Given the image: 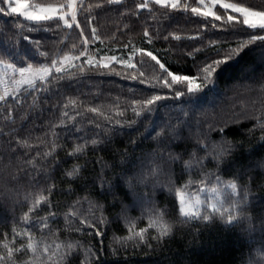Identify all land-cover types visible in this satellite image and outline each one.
Masks as SVG:
<instances>
[{
    "label": "snow or ice",
    "instance_id": "6c2138e0",
    "mask_svg": "<svg viewBox=\"0 0 264 264\" xmlns=\"http://www.w3.org/2000/svg\"><path fill=\"white\" fill-rule=\"evenodd\" d=\"M246 3L247 0L240 3L230 0H192V3L188 0H133V8L125 7L123 12H119V8L124 7V0H98L87 4L85 0H47L43 3L35 0H0V14L15 21L12 26L0 28V111L8 114L4 117L8 122L15 123L11 116L13 105L9 103L10 100L19 107L23 99L32 96L30 107L36 108L39 95L55 91L63 96L60 91L62 82L71 86L79 83L77 77L93 71L150 85L152 93L125 101L123 106H118L117 97L116 106L110 105L104 111L101 110L102 106H89L91 113L103 117V121H88V124L95 126L91 139L87 138L88 133L80 135L84 129L76 123V119L82 115L79 109L83 102H78L72 96H68L63 103L65 110L60 112L58 123L48 125L50 141L39 140L38 144L33 145L29 143L32 139L30 130H25L23 135L16 129L11 130L9 139L0 145V163L7 158V167L15 164L17 168V174L12 175L8 183L16 185L26 180L34 191L30 200L26 196L23 201L28 207L20 217L28 226L18 232L14 224L11 240L8 239V232L3 233L0 264H74L79 261L81 241L69 238L57 242L64 233L60 229L53 232L49 224L59 216L58 212L51 210L56 206L51 197L57 191L75 194L78 188L88 192L89 204L99 209L100 216L80 219V226L74 232L70 231L68 236L81 234L90 228L95 236L104 237L107 231L102 232L98 224L107 226L122 221L127 226L126 234H113L112 243L117 245L111 249L113 255L119 254L121 249L126 253L129 245L133 250H163L174 237L179 222L203 225V229L195 230L197 236L210 227L239 226L245 243L231 264H264V175L257 185L260 194L252 191L255 174L264 173V102L259 109L245 108L230 115L221 114L219 122H207L198 111L201 97L215 95L221 74L236 65L246 49L259 51L264 60V0L255 5L246 6ZM109 11L117 13L118 21L128 16L139 18L143 11L151 14L152 19L157 14L169 18L177 13L186 18H200V27L194 36L182 37L173 32L163 37L164 41L171 37L175 41L187 40L199 44L187 52V57L192 59L191 65L187 68L176 65L181 72L190 71L192 74L170 70L167 64L174 62H166L158 55L161 50L137 47L131 40L121 49L122 52L127 50L126 56L101 55V48L92 53L91 44H104L95 26L99 13ZM93 12L97 15L94 16ZM47 25L55 26L56 35L62 34L61 39L53 44L56 51L52 53L41 51L45 45L30 34L41 29L52 32L51 28H46ZM128 27L124 25L125 29ZM217 30L239 37L236 46L224 48L221 41L211 39L207 44L202 43L206 35H214ZM72 32L77 33L79 45L72 43L68 48ZM253 32L258 34H251ZM143 36L147 45L154 43L148 28L144 29ZM159 38L160 31L156 29L155 39ZM23 42L31 44L37 58H43V62L30 60L21 50ZM65 48L68 50L65 51ZM115 65L121 66L123 71H118ZM145 65L158 67V73L146 78L140 70ZM247 70H251V66L242 69ZM256 85L264 92V71L253 77V84L237 80L228 87L250 91ZM165 89L170 91L161 94ZM76 91L78 95H83L78 89ZM129 92L135 95L134 89H129ZM162 102L169 112L176 115L158 121L155 113ZM169 104L174 107H169ZM58 107V104L52 105V109ZM70 107L74 115H69L67 109ZM113 107L115 116H107L106 111ZM129 109L133 119L125 118ZM149 116L152 117L151 122L143 123ZM246 121L252 124L243 130L242 137L229 138L230 126H239ZM140 128L143 130L139 131ZM61 131L64 139L75 136L76 140L82 141L72 144L66 153L68 157L85 155L89 151L108 154L107 159L95 157L101 171L91 177L82 174L88 170L91 162L88 158L84 164H73L70 170H65L66 175H62L61 180L73 178L66 189H58L51 182L61 163L55 156L57 149L62 147L56 143L61 138ZM128 132H136L137 135L129 136L124 147H116L114 141L117 136ZM47 136L48 133H45ZM143 141L149 142L142 147ZM45 143H50L46 151L37 150ZM49 159H52V165L45 167ZM209 165L212 167L209 168ZM194 174L200 179H193ZM160 176H164L166 182H161L158 179ZM77 181L80 183L76 184ZM4 191L13 194L15 189L5 186ZM160 195H165L166 200L171 197V204H162L158 200ZM78 203L79 200L67 205L69 211L64 213L66 223L69 216L76 218V213L71 209ZM45 208L49 211L43 217L33 218L36 212ZM109 209L116 211L106 216L104 213ZM253 209L258 210V215L253 214ZM137 210L140 215H130ZM139 222H144V226H139ZM34 227L41 231L39 237L35 235ZM45 232L55 239L49 242ZM17 240L26 242L16 246ZM100 250L95 245L83 248L84 260L81 264H100L97 256ZM18 254L26 255L27 260L18 261ZM168 264L198 262L184 254L179 259L169 260Z\"/></svg>",
    "mask_w": 264,
    "mask_h": 264
},
{
    "label": "trees",
    "instance_id": "16d2710c",
    "mask_svg": "<svg viewBox=\"0 0 264 264\" xmlns=\"http://www.w3.org/2000/svg\"><path fill=\"white\" fill-rule=\"evenodd\" d=\"M35 2H47V0H35ZM98 0H85V3H96ZM139 2V0H137ZM189 3H192V0H188ZM230 2H244V0H230ZM260 0H247V4H259ZM115 7V6H114ZM126 8H133V0H124V7L119 8V12H123ZM93 15L96 16L97 13L93 12ZM200 18L191 17L186 18L185 15L177 13L165 18L156 15L155 19L151 18V14L147 11H143L139 18L135 16H128L122 21H118L117 13L114 12H101L99 13L98 22L95 26L98 29V34L101 35L104 40V44L101 45L99 42L91 44L90 50L92 53L95 52V49L101 48V55H114V54H124L126 56V51H121L123 44L128 43L131 40L136 44L137 47H147L148 50H161L158 55L165 58L166 62L171 61L174 63H168L167 66L170 67V70L177 71L179 74H192L189 72H181L177 68V64L187 68L191 65L192 59L187 57V52L192 51L193 48L199 46L197 42H188L184 41H175L171 37L168 41H164L163 37L169 33H177L182 37L194 36L195 31L199 29ZM22 22V18H21ZM15 21L12 18L6 17L4 14H0V28H3L5 25L12 26ZM219 23V22H218ZM127 24L129 27L124 28V25ZM46 28H51L52 32H48L44 29L39 30L36 33H30L33 39L40 40L45 47L41 51H48L50 53L55 52L56 49L53 48V44L57 40L61 39V35L55 34V26L47 25ZM148 28L150 35L154 37V43L152 45H147V41L143 36L144 29ZM159 29L160 38L155 39V31ZM29 34V33H26ZM87 34V33H86ZM256 35L258 33H251ZM239 37L232 35L230 33L217 30L214 35H206L203 44H207L211 40L221 41V46L224 48L235 47L236 41ZM243 38H247L244 36ZM72 43H77L79 45V37L76 32L71 33V38L68 40V48H70ZM258 46V45H257ZM65 48V51L68 50ZM112 49V51H108ZM22 52L28 56L33 62H43V58H37L35 49L28 42H23ZM167 50V51H165ZM137 60L139 57L136 58ZM149 59L150 58H146ZM115 64V62H113ZM248 66H251V70L242 71V69H247ZM118 71H123L121 66L115 65ZM139 67V64H137ZM144 72L146 78H150L158 73V67L153 68L150 65H145L144 68L140 69ZM261 71H264V60L261 59L259 51H248L247 49L242 54L239 62L232 66L228 71L221 74L218 89L215 95L212 96H202L200 106L198 111L202 113L201 118L207 122H219L221 120V114L230 115L233 111H241L242 109H252L253 107L259 109L261 103L264 102V92L260 90L259 85H256L250 91L243 89H232L228 86L233 83V81L239 80L241 83L253 84V77L257 76ZM79 83H74L71 86L64 84L63 82L60 85V91L63 92V96L57 95L55 91L47 95H39L37 104L38 107L32 108V96H27L21 101V106L17 107L14 101H9L13 105V110L11 113L12 119L15 121L14 124L5 120V116L8 114L6 112L0 111V145H3L9 139V133L12 129H16L24 134L25 130H30L32 139L29 143L36 145L39 143V140H51L50 131L48 128L49 124H56L60 119V112L65 110L62 108L63 103L66 102L68 96L77 98L78 102H83V106L79 109L81 116L77 117L76 123L80 125L84 132L80 133L81 136L88 133V139L92 138L91 132L94 129V125L88 124L89 120L103 121V117H98L95 113H91L88 108L102 106V111H104L108 106H116V98H119V105L123 106L125 101L130 102L131 99H140L143 96L151 95V86L140 83L139 81L128 80L123 76H116L113 74H100L97 71L86 73L83 76L77 77ZM55 87V86H54ZM76 89L79 90L83 95H78ZM129 89L135 90V95L129 92ZM170 90L165 89L163 93H167ZM53 104H58L60 107L57 109H52ZM169 107H174V105L169 104ZM69 115H74L71 111V107L67 109ZM107 116H115V107L112 110L106 111ZM176 113L169 112L168 108L164 106L162 102L158 108V111L155 113V118L160 121L167 119L169 117H174ZM126 119H133V115L130 109L125 113ZM152 117L149 116L143 120V123H150ZM175 120H173V123ZM252 122L246 121L242 122L239 126L232 125L228 130L229 138H241L243 130L251 127ZM22 125V127H21ZM143 129L140 128L139 131ZM59 131V129H58ZM45 133H48V136L45 137ZM63 132L61 131V138L56 140L58 145L62 147L58 148L55 156L61 161L59 167L56 168L54 173V178L51 181L55 183L57 188H67L72 184L73 178L68 177L67 179L61 180L62 175H66L65 170H70L73 164H84L85 159L88 158L91 162L88 164V170L82 174L85 176L91 177L95 173L101 171L100 165L95 162V157L103 156L105 159L108 158V154L105 152L97 151L93 153L91 151L87 152L85 155H78L76 157H68L66 153L70 150L74 142H82L76 140L75 136H72L68 139L63 138ZM136 132H128L122 136H117L114 141L116 147H124L127 143L128 137H135ZM259 136V132L256 133ZM14 138V137H13ZM149 141H143L141 146L143 147ZM50 147V143H45V145L39 147L37 150L43 152ZM139 153V149H137ZM34 155V152H33ZM246 155V153H245ZM52 159H49L45 167L52 165ZM8 160L5 158L2 163H0V240L3 239V233L8 232V239L11 240V228L15 224L17 231L19 232L22 228L28 226L23 221L20 220V217L24 211H27L28 205L23 203L26 196L28 199H31V194L33 189L27 184L26 180H21L18 184L13 185L8 183L12 175L17 174V168L15 164L12 167H7ZM212 166L209 165V168ZM33 175L35 173H32ZM105 175H110V173H104ZM256 179L253 180L252 191L260 194L261 190L257 186L260 181V177L264 173L257 172ZM161 182H166L164 176L158 178ZM193 179H200L199 176L193 175ZM80 181H77L76 184H79ZM5 186L9 188H14L15 191L13 194H8L4 191ZM74 187L76 185H73ZM47 195V193H45ZM55 207L51 210L59 213L58 219L54 221H49V224L52 228V231L55 232L57 229H60L64 235L60 236V242L65 239H71L73 241H81V255L79 261L74 262V264H81L84 260L83 248L92 247L95 245L101 250L97 253L100 264H168L169 260L179 259L181 255L187 254L191 258L198 262V264H231V262L236 258L238 251L240 250L242 244L245 243L243 235L240 232V227L231 228V227H210L206 230H202L200 235L195 234L196 229H203L201 224H182L177 222L175 235L168 241L163 250H157L152 252L147 248H136L135 250L129 245L128 251L125 253L123 249L117 255H113L111 252L112 247L117 245L112 243V237L115 233L117 236L125 235L126 225L123 222L111 223L107 226L98 224L97 227L101 231H107V235L104 237L95 236L94 230L86 228V230L81 234L68 236V233L74 232L77 227H79V220L84 217L91 218L93 215L95 217L100 216L99 209L93 208L90 206L88 201V192L83 189H77L75 194H69L66 192L57 191L51 197ZM79 200L78 204H75L72 207V211L76 213V218L69 216L68 222H65L64 213L69 211L67 205H71L73 202ZM158 200L163 204L168 202L171 204V197H168L166 200L165 195L158 196ZM49 211L48 208H45L44 211L36 212V216L43 217L46 212ZM115 209H109L104 214L110 216L114 213ZM253 214L258 215V210L253 209ZM131 216L135 217L140 215L139 210L131 212ZM71 225V227H69ZM139 226H144V222H139ZM33 231L37 237L42 233L38 227H34ZM45 236L49 238V242L54 237H50L48 233H44ZM26 242L17 240L16 246L19 243ZM147 253V254H146ZM17 260H27L26 255H17Z\"/></svg>",
    "mask_w": 264,
    "mask_h": 264
},
{
    "label": "rangeland",
    "instance_id": "374dc122",
    "mask_svg": "<svg viewBox=\"0 0 264 264\" xmlns=\"http://www.w3.org/2000/svg\"><path fill=\"white\" fill-rule=\"evenodd\" d=\"M114 55H117V56H119V55H121V54H114Z\"/></svg>",
    "mask_w": 264,
    "mask_h": 264
}]
</instances>
